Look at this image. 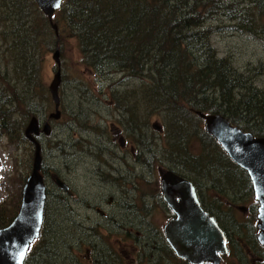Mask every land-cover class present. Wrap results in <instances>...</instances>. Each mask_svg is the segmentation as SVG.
<instances>
[{
  "label": "trees",
  "instance_id": "obj_1",
  "mask_svg": "<svg viewBox=\"0 0 264 264\" xmlns=\"http://www.w3.org/2000/svg\"><path fill=\"white\" fill-rule=\"evenodd\" d=\"M52 24L56 25L58 35ZM222 31L264 43V0H63L52 22L33 0H0V139L33 146L24 136L25 127L31 118L45 117L53 105L46 78L52 67L48 68L47 63L56 50L59 57L65 56L71 49L68 43L74 42L79 51V66L103 77L120 73L140 81L139 93L132 101L138 103L141 98L151 106V115L155 113L164 122L160 130L166 142L160 153L162 163L165 160L162 153L167 152L168 160L178 152L182 161L165 164L161 172L170 170L188 179L202 208L217 219L203 203L199 191L215 192L218 187L220 192L216 194H231V199L227 198L233 208L243 197L253 195L252 186L247 173L199 126L203 120L198 113L223 115L244 132L264 138V88L258 87L249 74L236 69L230 56L220 57L213 48L212 36ZM61 75L59 96L68 79ZM71 82L77 85L76 78ZM62 99L60 96V108ZM115 106H119L118 99ZM182 121L186 126L182 127ZM133 142L136 148L142 143L139 139ZM32 161L28 153L25 171ZM204 168L210 171L206 178H214L212 182L201 180ZM25 180L22 174L19 187ZM20 194V188L13 189L4 200L6 206H0V229L16 217ZM62 194V201L67 202ZM158 197L165 205L161 192ZM51 204L52 196L47 191L40 236L30 247L24 264H43L41 261L52 252L57 237L48 213ZM256 214V207L248 212L253 222ZM228 218L235 227L223 225L222 230L227 240H231V253L244 262V248L253 252L258 247L264 264V248L256 240L253 222L240 224L231 215ZM246 224H252V228ZM89 230L95 240L85 241V233L81 229L78 232L82 248L85 243L101 244L100 235L95 234L100 232L99 228ZM154 235L160 241L154 252L159 254L157 264H166V256L170 262L173 259L177 264H187L175 256L162 231ZM107 251L110 250L101 249L103 253ZM113 255L114 260H119L118 254ZM47 261L46 264H53L52 260Z\"/></svg>",
  "mask_w": 264,
  "mask_h": 264
},
{
  "label": "rangeland",
  "instance_id": "obj_2",
  "mask_svg": "<svg viewBox=\"0 0 264 264\" xmlns=\"http://www.w3.org/2000/svg\"><path fill=\"white\" fill-rule=\"evenodd\" d=\"M68 44L71 49L60 57L61 74L68 78L60 92L63 97L60 115L57 120L50 121V135L47 137L41 134L37 138L42 146V173L53 201L48 213L56 228L54 235L57 237L50 256L41 262L46 264L47 260L48 263L52 260L53 264H147L152 260L150 264H157L155 261L159 254L154 252L160 241L155 240L154 233L163 232L170 214L161 203V197H158L160 174L165 164L172 165L178 161L182 163L180 154H172L170 161L168 152L162 153L165 157L162 163L160 153L166 142L159 126L162 127L164 122L155 113L151 115V106L141 98L137 97L138 103L132 101L133 96L139 93L140 81L124 77L120 73L103 77L85 69L83 65L79 66V51L74 42ZM211 44L220 57L230 56L236 69L244 75L249 74L258 87L264 88L262 41L222 31L212 36ZM47 67H52L46 74L50 83L56 71L53 60L48 61ZM74 78L77 85L71 82ZM123 98L129 99L128 102ZM115 99H118V108L115 106ZM50 113H54L53 105L45 117H39L40 125H43ZM152 124L159 128H154ZM181 124L182 127L186 126L184 121ZM199 126L204 128L203 123ZM135 139L141 140L143 144L139 142V148L135 147L136 153L132 155L130 148ZM120 143H125L126 148H121ZM28 153L33 158V146L10 143L7 138L0 139V206H6L7 201L4 200L13 189L21 190L23 185L19 187L18 183L21 175L27 178L30 174L32 162L27 171L24 169ZM202 171L203 183L212 182L214 178H206L210 171L206 168ZM51 174H57L62 181L74 188L75 200L66 195L67 202L62 201L64 195L49 178ZM215 190H202L199 195L206 207L215 216H219L220 222L221 219L224 222L230 215L240 224L253 222L248 212L246 215L238 209L248 207L255 210L253 195L243 197L232 208L228 200L231 199V194L224 196L216 194L220 192L218 187ZM216 199H220L219 202ZM97 209L106 218H102ZM256 223L258 224L257 214L253 222L255 229ZM126 224H133L136 229L130 232ZM77 227L79 228L75 229ZM96 227L100 232L95 234L100 235L101 244L98 245L97 242L96 246H92V243H85L86 247L82 248L78 239L79 230L85 233V241H92L95 239L89 229ZM153 242L154 248L151 245ZM106 248L110 251L101 252V249ZM244 249L245 258L236 255L243 258L244 262H239L231 253L220 264H260L257 258L261 254V248L252 250L254 253ZM113 254H118L120 259L114 260ZM164 259L166 264H177L173 259L170 262L168 256Z\"/></svg>",
  "mask_w": 264,
  "mask_h": 264
},
{
  "label": "water",
  "instance_id": "obj_3",
  "mask_svg": "<svg viewBox=\"0 0 264 264\" xmlns=\"http://www.w3.org/2000/svg\"><path fill=\"white\" fill-rule=\"evenodd\" d=\"M39 10L52 22L63 0H33ZM55 34L56 25L52 24ZM52 60L56 71L48 85L54 113L48 119L57 120L60 115L59 51ZM203 120L204 130L221 147L229 159L244 170L251 182L257 208V241L264 247V138L254 137L232 125L220 114L198 113ZM154 128H159L153 124ZM49 136V123L40 129L37 118H31L24 130L25 138L33 145L34 155L30 174L27 176L20 194V206L16 217L5 228L0 229V264H24L31 245L39 238L44 220V205L47 187L41 174V145L36 137ZM160 190L164 203L172 212V217L163 227V235L175 256L189 264H219L226 256L227 239L214 217L201 207L194 185L186 178L164 171L160 174ZM54 184L64 193H69L65 182L53 177Z\"/></svg>",
  "mask_w": 264,
  "mask_h": 264
},
{
  "label": "flooded vegetation",
  "instance_id": "obj_4",
  "mask_svg": "<svg viewBox=\"0 0 264 264\" xmlns=\"http://www.w3.org/2000/svg\"><path fill=\"white\" fill-rule=\"evenodd\" d=\"M49 123V125H50V120L48 119V120H46V121H44L43 122V124H45V123ZM40 124V123H39ZM51 127V126H50ZM42 133L40 132V134L38 135V137L41 135ZM120 146H121V148H126V144L125 143H120ZM131 150H130V153L132 154V155H134V153H136L135 152V145L133 144V145H131V148H130ZM162 172H164V171H162ZM54 176H56V174H51L50 175V177L49 178H51V181L52 182H54V180H53V177ZM56 177H58L59 178V176L57 175ZM68 187H69V193H64L65 195H67V197L68 196H70V199L71 200H75V195H74V192H73V190H74V188L71 186V185H67ZM196 190V189H195ZM197 193V192H196ZM200 201V200H199ZM200 203H201V201H200ZM202 204V203H201ZM202 206V205H201ZM167 207V206H166ZM167 209H168V211H169V213L171 214H169V216L172 218V217H174V215L172 214V212L169 210V208L167 207ZM238 209L239 210H241V211H244L245 212V214L247 215V212H249V211H251L248 207H238ZM256 209H257V205H256ZM207 210V209H206ZM206 210H204V211H206ZM97 212L98 213H100V215H101V217L102 218H106V215L104 214V213H102L99 209H97ZM207 212V211H206ZM212 212V211H211ZM208 213V212H207ZM213 213V212H212ZM223 215H224V213H223ZM216 217H217V219H216V221L218 222V224H219V226H220V228L221 229H224V227H223V225H224V223H225V225L224 226H226V227H228V228H230V227H235L234 226V224H233V221L230 219V218H225V220H224V222H222V219H221V222L223 223H221L220 222V218H219V216H217L216 215ZM246 225H249V227L250 228H252V224H246ZM256 225H257V223H256ZM122 225H119V227H121ZM125 226H127L129 229H130V232H133V230L134 229H136L135 228V226L133 225V224H126ZM256 230H257V233H256V236H257V234H258V229H257V227H256ZM227 239V238H226ZM256 240H257V238H256ZM229 242H231V240H227V247H228V253H227V255L226 256H223L222 257V261L224 260V258L225 257H228V256H230V254H231V250L229 249ZM258 242V241H257ZM259 244V243H258ZM119 259H120V257H119ZM258 259V261H260V264L262 263V261H261V258H257ZM221 261V262H222ZM186 262V261H185ZM187 264H189L188 262H186Z\"/></svg>",
  "mask_w": 264,
  "mask_h": 264
},
{
  "label": "bare ground",
  "instance_id": "obj_5",
  "mask_svg": "<svg viewBox=\"0 0 264 264\" xmlns=\"http://www.w3.org/2000/svg\"><path fill=\"white\" fill-rule=\"evenodd\" d=\"M60 72H61V68H60ZM160 127V130H161V126H159ZM243 131V130H242ZM168 171H170V170H168ZM173 172V171H172ZM174 173V172H173ZM176 174V173H175ZM69 188V187H68ZM45 205H46V200H45ZM45 205H44V212H45Z\"/></svg>",
  "mask_w": 264,
  "mask_h": 264
}]
</instances>
